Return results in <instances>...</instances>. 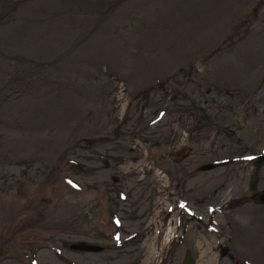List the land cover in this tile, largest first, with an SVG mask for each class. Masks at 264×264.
Instances as JSON below:
<instances>
[{
    "label": "rangeland",
    "instance_id": "obj_1",
    "mask_svg": "<svg viewBox=\"0 0 264 264\" xmlns=\"http://www.w3.org/2000/svg\"><path fill=\"white\" fill-rule=\"evenodd\" d=\"M263 153L264 0H0V264H264Z\"/></svg>",
    "mask_w": 264,
    "mask_h": 264
},
{
    "label": "bare ground",
    "instance_id": "obj_2",
    "mask_svg": "<svg viewBox=\"0 0 264 264\" xmlns=\"http://www.w3.org/2000/svg\"><path fill=\"white\" fill-rule=\"evenodd\" d=\"M203 140H206L207 141V139L205 138V136H203ZM201 174H203L202 176H205V175H208L209 173H207V172H205V173H201ZM207 177V176H206ZM225 187H227V186H225ZM169 207V206H168ZM217 210H218V212H217ZM217 210H215L214 211V213L215 214H217L218 215V213H219V211H221L220 209H217ZM225 211V210H224ZM208 215L209 214H211V211L208 209ZM239 229V228H238ZM199 244H201L200 246H201V249H202V257H203V259L205 260V259H207V258H209L210 259V255H212L211 254V246H210V244L209 243H206V244H204L203 245V242H201V241H199ZM148 247V249H147V252H148V254H151L152 252H151V250H152V245L150 244L149 246H147ZM213 251V250H212ZM204 252H205V254H204Z\"/></svg>",
    "mask_w": 264,
    "mask_h": 264
},
{
    "label": "water",
    "instance_id": "obj_3",
    "mask_svg": "<svg viewBox=\"0 0 264 264\" xmlns=\"http://www.w3.org/2000/svg\"><path fill=\"white\" fill-rule=\"evenodd\" d=\"M264 161V156H260L258 159H256V163L260 164ZM256 201L264 203V191L259 192L256 196H255ZM187 262L188 263H193V259L191 258V256L189 255L187 258Z\"/></svg>",
    "mask_w": 264,
    "mask_h": 264
},
{
    "label": "flooded vegetation",
    "instance_id": "obj_4",
    "mask_svg": "<svg viewBox=\"0 0 264 264\" xmlns=\"http://www.w3.org/2000/svg\"><path fill=\"white\" fill-rule=\"evenodd\" d=\"M239 33H241V31H239ZM229 133V132H228ZM199 140H201L202 141V139H199Z\"/></svg>",
    "mask_w": 264,
    "mask_h": 264
}]
</instances>
